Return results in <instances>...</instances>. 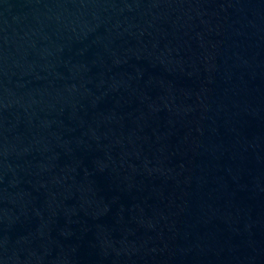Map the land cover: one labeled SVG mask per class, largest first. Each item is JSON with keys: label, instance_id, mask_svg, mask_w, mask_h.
Returning a JSON list of instances; mask_svg holds the SVG:
<instances>
[{"label": "water", "instance_id": "95a60500", "mask_svg": "<svg viewBox=\"0 0 264 264\" xmlns=\"http://www.w3.org/2000/svg\"><path fill=\"white\" fill-rule=\"evenodd\" d=\"M0 264H264V0H0Z\"/></svg>", "mask_w": 264, "mask_h": 264}]
</instances>
